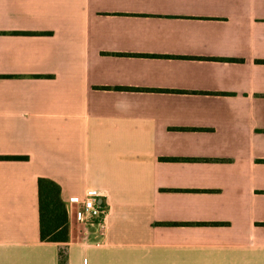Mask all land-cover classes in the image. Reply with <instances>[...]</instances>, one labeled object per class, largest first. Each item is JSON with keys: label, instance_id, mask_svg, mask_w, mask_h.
Listing matches in <instances>:
<instances>
[{"label": "crops", "instance_id": "crops-1", "mask_svg": "<svg viewBox=\"0 0 264 264\" xmlns=\"http://www.w3.org/2000/svg\"><path fill=\"white\" fill-rule=\"evenodd\" d=\"M4 155L0 264H264V0H0Z\"/></svg>", "mask_w": 264, "mask_h": 264}, {"label": "trees", "instance_id": "trees-1", "mask_svg": "<svg viewBox=\"0 0 264 264\" xmlns=\"http://www.w3.org/2000/svg\"><path fill=\"white\" fill-rule=\"evenodd\" d=\"M4 159H23L25 156L4 155ZM40 237L44 241L65 243L69 237L68 210L60 195L59 184L47 177L38 178ZM60 261L66 262V249L59 250Z\"/></svg>", "mask_w": 264, "mask_h": 264}, {"label": "built area", "instance_id": "built-area-1", "mask_svg": "<svg viewBox=\"0 0 264 264\" xmlns=\"http://www.w3.org/2000/svg\"><path fill=\"white\" fill-rule=\"evenodd\" d=\"M69 201L79 204L80 210L83 215L89 219L102 220L107 214V206L98 202L95 195L87 196H71Z\"/></svg>", "mask_w": 264, "mask_h": 264}]
</instances>
